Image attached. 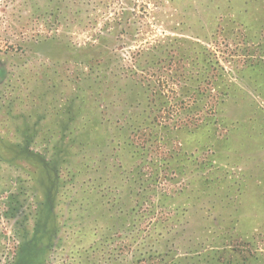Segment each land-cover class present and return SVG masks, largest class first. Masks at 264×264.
<instances>
[{"label":"rangeland","instance_id":"obj_1","mask_svg":"<svg viewBox=\"0 0 264 264\" xmlns=\"http://www.w3.org/2000/svg\"><path fill=\"white\" fill-rule=\"evenodd\" d=\"M6 2L0 0V264H11L19 246L21 264H124L131 245L124 227L115 235L110 173L95 184L66 175V160H79L77 141L75 155L65 146L78 134L67 123L79 124L84 115L67 111L78 107V100L69 101L81 92L82 48L95 30L86 23L94 11L73 14L74 23L61 29L65 42L39 44L28 38L32 30L16 31L22 1ZM138 4L142 41L129 39L132 49L172 37L191 54L199 42L226 68L220 87L229 86L217 124L175 138L179 179L172 186L182 194L148 216L173 215L177 229H150L144 264H224L218 260L232 255L229 247L236 249L232 264H264V67L250 69L261 59L264 0Z\"/></svg>","mask_w":264,"mask_h":264},{"label":"trees","instance_id":"obj_2","mask_svg":"<svg viewBox=\"0 0 264 264\" xmlns=\"http://www.w3.org/2000/svg\"><path fill=\"white\" fill-rule=\"evenodd\" d=\"M18 1L26 10L18 19L16 31L24 36L32 30L28 38L39 44L65 42L67 34L61 29L74 23L73 14L78 17L81 11H94L86 23L95 30L82 48L85 56L78 73L81 92L69 101L70 106L78 100V107L76 112L67 111L84 115L79 124H74L73 118L67 123L68 129L78 134H72L65 146L68 155H75L72 147L77 141L79 160H66V175L83 184H95V179L106 180L103 172L108 170L107 180L116 189L112 200L119 211L112 215L118 227L115 235H120L124 227L131 245L124 264H144L143 246L150 229L151 233L160 228L168 232L177 229L173 215L158 217L154 212V216H148L158 203L182 194L181 189L172 186L179 179L175 138L181 131L194 132L218 123L229 94V86L220 87L219 80L222 77L226 81V68L212 50L199 42L194 43L200 45L191 54L182 52L174 43L181 39L172 37L166 44L155 39L148 46L140 43L132 49L129 39L142 41L139 0H7L6 4ZM133 24L137 27L131 35ZM258 49L261 59L250 66L253 70L264 67L263 39ZM181 60L188 61V65H181ZM16 251L11 264H18L25 250L19 246ZM227 251L232 255L218 261L232 264L236 249L229 247Z\"/></svg>","mask_w":264,"mask_h":264}]
</instances>
